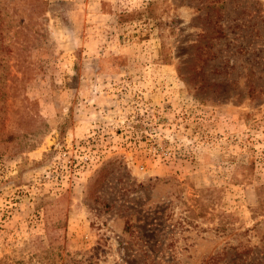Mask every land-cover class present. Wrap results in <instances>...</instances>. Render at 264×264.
<instances>
[{
  "label": "rangeland",
  "instance_id": "1",
  "mask_svg": "<svg viewBox=\"0 0 264 264\" xmlns=\"http://www.w3.org/2000/svg\"><path fill=\"white\" fill-rule=\"evenodd\" d=\"M0 264H264V0H0Z\"/></svg>",
  "mask_w": 264,
  "mask_h": 264
}]
</instances>
